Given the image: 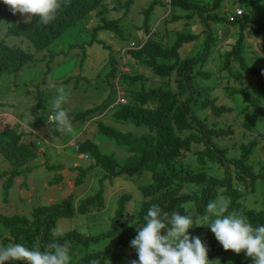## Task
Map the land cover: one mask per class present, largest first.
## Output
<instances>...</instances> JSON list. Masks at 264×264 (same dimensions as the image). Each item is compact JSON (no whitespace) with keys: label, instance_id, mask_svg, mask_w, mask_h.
Returning a JSON list of instances; mask_svg holds the SVG:
<instances>
[{"label":"trees","instance_id":"1","mask_svg":"<svg viewBox=\"0 0 264 264\" xmlns=\"http://www.w3.org/2000/svg\"><path fill=\"white\" fill-rule=\"evenodd\" d=\"M107 0H67L56 15V19L48 25L33 17L30 22L16 20L9 7L0 1V17L4 20L5 37H22L29 43L28 48L18 44H6L0 40V78L19 72L23 67L35 61V56L46 49L64 31L76 22L84 19L93 11H100L99 7ZM222 0H169L171 7L189 12L185 16L189 25L190 16L194 15L203 28L204 47L199 53L191 57L181 58L180 49L190 42L197 40L196 33H177L170 46H162L155 40L154 32L149 31L148 17L152 13L155 0L150 2L142 11L145 39L137 49L128 51L137 63L148 67L151 75L158 80L169 79L176 75V91L170 88H146L144 83L148 79L140 73L131 75L121 72L115 66V60L109 56L110 70L106 73L105 84L114 79L112 88L118 83L128 85L124 96L126 101L111 102L104 100L101 104L84 111H69L73 127H79L83 132L88 122H95L96 131L92 139H83L74 143L78 155L90 160L87 167L74 166L70 169L78 172L74 185L79 186L84 178L92 171L102 172L100 184L107 180L112 182L119 176L137 181L144 173L149 174L151 182L139 186L143 196L139 208L133 207V198L129 193H123L116 199L113 214L109 219L110 229L95 235H85L80 231L71 230L62 234L55 233V224L59 218H73L78 215H88L100 212L105 208L104 189H100L82 199L74 205L73 194L50 205H33L30 217L19 214L8 215L0 212V227L4 228L7 237L0 236V245L7 246L21 243L26 247H39L44 250L45 245L56 240L60 243L70 242V264H89V261L100 258L101 264L106 261H117L125 251L130 252L132 260H138L137 253L131 247V240L137 233L133 231L131 222L134 220L140 226L144 224V216L152 204H158L162 210L169 212L184 211L183 205L193 203L196 212L204 217L205 206L215 201L219 195L230 201L229 212L242 211L253 226L264 225V210L248 209L242 204L245 196L243 191L253 192L259 180L264 182V172H256L249 159L253 151L259 146V141L251 139L238 146V151L229 155L227 146L220 145L216 140L231 133V130L211 127L206 123L208 117L203 114L207 110L214 118H221L231 108L218 103V98L207 88L195 85L197 78H209L211 73L203 69L206 58H209L211 46H216L218 37L210 28L225 22L229 26H237L238 37L228 44L231 48L224 50L221 70L230 69L232 62L238 63L237 72L250 75L257 88L264 93V69L245 64L243 51V35L259 34L264 31V22L253 21L248 15L234 16L232 20L223 18L219 13ZM130 3V0H128ZM177 16H174L175 18ZM116 29L115 20H107L99 28ZM248 30L246 33H244ZM232 43V44H231ZM138 82V88L131 86ZM229 95L239 94L243 102L252 107V112L242 123L250 130L258 118H264V107L257 97L250 96L247 91L227 89ZM119 94V92H118ZM121 97V96H120ZM117 101V102H116ZM124 102V103H123ZM111 107V110H107ZM100 110H103L101 113ZM108 114L114 122L127 123L141 128L140 134L123 132L104 121L99 116ZM1 117V116H0ZM5 118V117H4ZM12 120V119H10ZM30 133L28 127L19 128L15 120L0 121V155L10 163L12 170L0 173V192L6 202L7 195L14 187L18 175L27 174L31 168L23 169L35 160L43 151L36 140L28 142L25 135ZM53 134H59L56 126ZM108 148H102L94 140V136ZM113 143V144H111ZM263 146V145H262ZM261 146V147H262ZM124 151L123 162H118L116 153ZM264 152V146L261 148ZM116 152V153H115ZM45 165V163H44ZM57 167V168H56ZM58 170L60 166H50L49 169ZM98 169V170H97ZM207 169V170H206ZM211 169V170H208ZM221 172V174H220ZM61 178V175L58 176ZM102 186V185H101ZM116 237L114 250H94L88 248L93 242ZM208 247V257L216 264H253L251 257L244 252L232 257L231 250L225 251L214 238L205 244ZM232 259V263L228 259ZM7 264H26V262H8Z\"/></svg>","mask_w":264,"mask_h":264},{"label":"rangeland","instance_id":"2","mask_svg":"<svg viewBox=\"0 0 264 264\" xmlns=\"http://www.w3.org/2000/svg\"><path fill=\"white\" fill-rule=\"evenodd\" d=\"M152 1L154 0H130V3L128 0L105 1L99 7L100 11H93L64 31L44 51L35 56V61L17 73L3 75L0 78V121L13 119L18 123L19 128L28 127L30 133L25 135L26 141L36 140L40 143L38 148L43 151L23 168H31L25 176L16 177L15 185L10 189L6 202L0 192L1 213L30 217L33 205H50L67 198L70 194H73L75 205L80 199L103 188L105 202L103 210L85 216L59 218L55 224L57 234L77 230L85 235H95L110 229L109 219L114 212L116 199L121 194H131L133 207L139 208L143 196L138 187L151 182L147 173L142 174L137 181L119 176L112 182L104 180L100 184L99 179L102 172L94 170L84 178L81 185H74L78 172L70 168L87 167L90 164V160L78 155L74 143L86 138L92 139L96 131L94 124L97 122L96 119L95 122H88L83 132L79 127L72 126L71 133L53 134L51 132L55 125L48 122V117L52 114L51 101L60 87H64L68 93V102L64 105L68 111H84L101 104L106 99H110L112 103L115 100L122 101V99L125 102L124 91L129 87L128 85L118 83L115 86V89L119 90L118 94L112 88L114 79H110V84H105L106 73L110 70L109 56L115 60L114 64L118 71L128 72L131 75L140 73L145 76L148 79L144 83L146 88L161 86L176 91L175 74H172L169 79L160 81L151 75L148 67L137 63V60L128 52L130 50H127L132 47H134L132 50L139 48L141 41L145 39L144 30L141 28L145 17L142 11ZM168 1L155 0L147 22L149 31L154 32L153 37L162 46H170L177 33H196L197 40L185 44L180 49L181 58L191 57L204 47L203 30L205 28L194 15L190 16V20L188 19V25L185 16L190 13L171 7ZM237 9L251 17L253 21L264 22V0H222L219 13L226 19L229 15H234ZM174 16L177 17L173 18ZM16 20L25 22L24 16L19 13H16ZM107 20H115L116 29L99 28ZM210 28L216 32L218 41L216 46L210 47L209 58H206L203 69L209 71L211 76L197 78L195 85L209 89L211 94L218 98V103L229 106L231 110L218 119H215L207 110L203 113L208 117L206 123L211 127L214 122H218L215 128L231 130L230 134L216 139L220 145L228 147L229 155L238 151L237 145L251 139L258 140L259 146L251 154L249 163L253 165L254 171L264 172V152L261 150L264 146V118H258L252 129H245L242 123L252 112V107L249 103L242 101L241 95H229L227 89L247 91L250 96L257 97L263 107L264 93L257 88L250 75L237 72L239 68L237 62H232L230 69L221 70L220 65H223L222 59H224L222 53L224 50H229L231 45L228 44L237 39L238 27L220 22L214 26L210 24ZM5 29V22L0 17V40H5L8 45L18 44L24 49L29 47L28 41L22 37H5ZM131 42L134 43L133 46H130ZM243 42L242 55L245 64L264 69V31L259 34L247 32L243 35ZM137 84L138 82L131 88L137 89ZM111 109L109 107L107 110ZM100 111L103 112V110ZM99 118L123 132L138 135L142 130L127 123H114L108 114L99 116ZM94 138L101 149L108 148L101 142L105 141L104 139L100 140L98 135ZM102 152L107 153L103 149ZM115 155L120 163L126 157L122 150ZM50 166H60V168L58 170H55L57 167L49 169ZM10 170H12L10 163L0 155V173ZM59 174L61 178L58 177ZM243 192L245 196L242 204L246 208L264 210V182L262 180L256 183L253 192ZM220 199H224L223 196L219 195L216 200ZM183 208L181 215L194 214V220L200 216L192 202L184 204ZM210 219H212L211 216H208L207 220L202 218L199 223L206 224ZM131 223L133 231L137 233L136 229L140 225L134 220ZM188 233L190 236H198L204 244L212 242L215 238L210 228L204 225L194 224ZM0 236H8L2 227H0ZM115 244L116 237H107L93 242L88 248L114 250ZM129 256L130 252L125 251L117 261H106L104 264H126ZM235 256L237 254L233 253L232 257ZM208 259L210 264H216L214 260L209 257ZM228 260L230 263L233 261L230 258Z\"/></svg>","mask_w":264,"mask_h":264},{"label":"clouds","instance_id":"3","mask_svg":"<svg viewBox=\"0 0 264 264\" xmlns=\"http://www.w3.org/2000/svg\"><path fill=\"white\" fill-rule=\"evenodd\" d=\"M3 3L13 15L19 13L24 16L25 22L38 17L44 25L54 21L62 7V0H3ZM63 5L67 6V0H63ZM241 15L242 11L236 14L235 10L230 17L233 19ZM67 102L65 88H58L57 95L51 101L52 114L48 122L60 132L71 133L72 121L69 111L64 108ZM229 205V200L210 201L205 206V216H198L194 220V214L181 215L177 211L170 214L158 204H152L144 216V224L137 227L138 234L130 242L138 256V260H132L130 264H210L208 247L198 236L188 233L194 224L209 227L225 251L231 250L236 254L244 252L252 258L253 264H264V225L253 226L242 211L229 212ZM208 216L212 217L208 223H199L202 218L207 220ZM70 247L69 241L60 243L56 240L45 245L43 251L39 247L29 248L21 243L0 245V264H70ZM89 264H101V260L95 258Z\"/></svg>","mask_w":264,"mask_h":264},{"label":"built area","instance_id":"4","mask_svg":"<svg viewBox=\"0 0 264 264\" xmlns=\"http://www.w3.org/2000/svg\"><path fill=\"white\" fill-rule=\"evenodd\" d=\"M241 13V10H236V14H240ZM230 20H232V17L229 18ZM134 44L131 43L130 46H133Z\"/></svg>","mask_w":264,"mask_h":264},{"label":"crops","instance_id":"5","mask_svg":"<svg viewBox=\"0 0 264 264\" xmlns=\"http://www.w3.org/2000/svg\"><path fill=\"white\" fill-rule=\"evenodd\" d=\"M13 120V119H12ZM12 120H11V123H12Z\"/></svg>","mask_w":264,"mask_h":264}]
</instances>
